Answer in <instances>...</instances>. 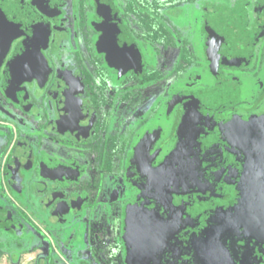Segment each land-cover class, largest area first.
<instances>
[{"label":"flooded vegetation","instance_id":"af4514ba","mask_svg":"<svg viewBox=\"0 0 264 264\" xmlns=\"http://www.w3.org/2000/svg\"><path fill=\"white\" fill-rule=\"evenodd\" d=\"M263 177L264 0H0V264H264Z\"/></svg>","mask_w":264,"mask_h":264},{"label":"water","instance_id":"95a60500","mask_svg":"<svg viewBox=\"0 0 264 264\" xmlns=\"http://www.w3.org/2000/svg\"><path fill=\"white\" fill-rule=\"evenodd\" d=\"M190 142H183L178 148L179 150L188 149L186 146ZM178 155H173L167 167H173L176 164V160L179 159ZM186 157V156H184ZM182 157L184 160L185 158ZM189 157V156H188ZM249 175V174H248ZM258 177V181L261 180ZM255 179H248V182ZM255 180L254 182H256ZM263 186H247L246 188V201H245V219L241 222V237H243L241 251L246 253V257L255 248L264 249V177L262 178Z\"/></svg>","mask_w":264,"mask_h":264}]
</instances>
